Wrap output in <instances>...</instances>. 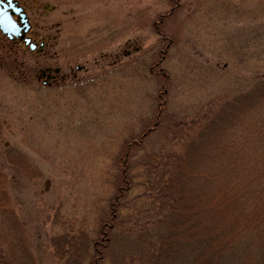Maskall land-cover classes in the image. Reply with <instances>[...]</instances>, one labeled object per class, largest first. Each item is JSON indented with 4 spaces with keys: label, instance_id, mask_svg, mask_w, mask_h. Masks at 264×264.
Segmentation results:
<instances>
[{
    "label": "rangeland",
    "instance_id": "374dc122",
    "mask_svg": "<svg viewBox=\"0 0 264 264\" xmlns=\"http://www.w3.org/2000/svg\"><path fill=\"white\" fill-rule=\"evenodd\" d=\"M55 20L49 63L67 77L49 87L38 78L47 57L0 35V264H125L124 239L101 252L123 160L134 179L118 235L134 224L138 197L156 192L158 163L184 152L208 168L236 157L219 186L236 193L224 211L197 210L195 230L211 239H193L181 208L171 214L175 264H264V0H61L46 19ZM162 112L163 125L125 156L124 143Z\"/></svg>",
    "mask_w": 264,
    "mask_h": 264
},
{
    "label": "trees",
    "instance_id": "16d2710c",
    "mask_svg": "<svg viewBox=\"0 0 264 264\" xmlns=\"http://www.w3.org/2000/svg\"><path fill=\"white\" fill-rule=\"evenodd\" d=\"M159 33L161 39L168 40L166 45L170 44V39L163 36L161 31H159ZM157 64L158 62H155L154 66ZM153 74L156 79H160V86L163 87L161 93H164L165 91L166 95V87L168 83L166 73H163L161 70H156ZM260 93L261 97H264V82L260 86ZM218 107L219 109L216 110L217 113H219L220 108L222 109L224 105L221 107V104H219ZM163 112L161 116L159 114L156 115V120L154 121L153 126L147 127L140 135L135 136L131 138L130 141L124 143L123 152L125 156L130 155L133 148L136 152L141 150V146L144 145L142 144L144 142L143 139L158 126L163 125V122L165 121L164 117H166ZM208 124L209 120L204 122L203 127L206 129V127L209 126ZM263 124L264 122L260 124V128L264 131ZM196 125V128H198L201 125V122ZM201 129L193 130V132L197 134L196 136H199L204 132L205 129L201 131V133H198ZM233 145L234 144H228L226 151L224 152L232 154L230 147L234 148ZM236 149H238L237 146ZM186 154L188 153L184 152V154L182 153V156L174 159H172L170 155H166L165 157L167 159L162 160V163H158V165L162 166L161 171L163 173L160 175L157 184L150 185L149 187V189H155L156 192L145 191L138 197L140 200L138 204H140V206L137 208L139 211L137 214L138 216L135 217L133 221L134 224L132 223L133 225L127 229L125 235H118L116 234L115 229L117 228L116 224L119 218L122 217V201L126 197L130 188H132L134 179L133 174H131L134 169L133 165H131L127 159L123 160L124 165L119 172L118 179L115 183V189L117 192L114 193V196L108 202L110 212V216H108L109 221L103 223L104 225L106 224L105 226H107L108 231L111 232L113 230V234L111 232L108 235L107 231L104 237L105 239H102L101 252L111 250L114 247L117 248L121 240L124 239L125 250L127 251L126 254H128V260L125 264H175L174 257L171 255L172 232L164 227V225H166L169 219L173 217L171 214H177L180 208L182 209L183 216L180 221L183 222V226L185 225L186 229L193 228V239H211L212 235H210L209 232L212 231L206 230V235L199 231L196 232L195 226L202 224L200 223L201 220L197 217L196 212L198 209H201L204 214H207L211 210H217L218 212L224 211L222 208L226 206L225 204L228 203L229 198L234 196L236 192L233 185L228 184V182L224 188L219 186L223 183L224 176L228 174L232 175V171L234 172L235 169L237 171V166H233H235L234 163L238 162L234 156L230 160L226 159L225 161L221 160L220 156H218V158H216V163L214 165L210 164L211 166L208 168V166L203 165L200 161L195 162L192 158L187 160L188 157ZM145 155L148 157L146 160L147 163L145 164L148 167L150 164H153L151 163L153 153L148 151ZM193 163L195 164V167H197L194 172L191 171L190 166V164L193 165ZM189 167L190 171L189 169L187 170ZM231 175L227 176L226 180H228ZM211 200H215L216 205L211 204ZM205 220L209 223L208 226L211 227V219L209 220V218H207ZM103 224L102 226H104ZM205 224L206 223H204V225ZM196 236L199 237L196 238ZM152 239H156V241L153 243ZM166 239H168V241H166ZM98 243L100 244L98 241L94 243L95 248H97ZM167 246L170 256H168V250H165L164 248H167ZM98 250L100 249L98 248ZM99 252L96 255L98 256L97 258L101 259L102 256H99ZM203 253L204 251L201 248L198 251V255H202ZM169 257L173 259L172 262H169ZM115 263L118 262L115 260ZM93 264H95V262ZM119 264L122 263L120 262Z\"/></svg>",
    "mask_w": 264,
    "mask_h": 264
},
{
    "label": "flooded vegetation",
    "instance_id": "af4514ba",
    "mask_svg": "<svg viewBox=\"0 0 264 264\" xmlns=\"http://www.w3.org/2000/svg\"><path fill=\"white\" fill-rule=\"evenodd\" d=\"M58 1L61 0H0V21L8 26V32L3 33L0 29V35L10 44L27 48L32 53L43 54L47 57L39 69L38 78L41 79L43 85L48 87L58 82L59 79L65 80L67 77V75L60 76V67H52L49 63L52 53H55V51L52 52L53 43L51 41H56L57 38V34L51 30L61 22L57 20L47 22L46 19L50 13L57 10ZM35 17L40 21L42 17L45 20L44 24L39 25ZM39 30L46 31L41 33ZM63 46L67 47L65 37ZM123 54L128 55V50H125ZM76 68L81 69L83 65L76 66ZM70 73V77L76 80V74L71 70Z\"/></svg>",
    "mask_w": 264,
    "mask_h": 264
},
{
    "label": "water",
    "instance_id": "95a60500",
    "mask_svg": "<svg viewBox=\"0 0 264 264\" xmlns=\"http://www.w3.org/2000/svg\"><path fill=\"white\" fill-rule=\"evenodd\" d=\"M8 26L6 24H4V22L0 21V29L2 30V32H8Z\"/></svg>",
    "mask_w": 264,
    "mask_h": 264
}]
</instances>
